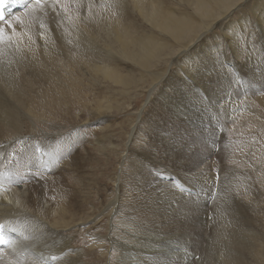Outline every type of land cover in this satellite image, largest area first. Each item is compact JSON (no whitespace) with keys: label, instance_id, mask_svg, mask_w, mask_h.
<instances>
[{"label":"bare ground","instance_id":"bare-ground-1","mask_svg":"<svg viewBox=\"0 0 264 264\" xmlns=\"http://www.w3.org/2000/svg\"><path fill=\"white\" fill-rule=\"evenodd\" d=\"M112 1L113 8L106 0H7L13 12L6 10V20L0 22V264H86L84 250L76 249L68 231L96 233L106 211L124 227L125 235L110 238L121 250L117 264H264V214L258 204L264 190H254L255 176H261L264 187V125L254 121V129L237 137V146L216 148L221 130L235 124L238 111L253 102L264 108V73L259 82L252 72V65L264 63V31L262 39L248 43L244 66L239 37L250 27L232 31L223 20L246 0H177L183 10L169 0ZM100 4L112 10L99 9ZM261 12L254 9L259 20ZM216 24L226 42L215 36L199 39ZM164 68L165 81L160 77ZM237 81L240 88L232 92ZM87 82L97 94L103 92L101 101L90 105L89 125H105L129 111L142 92L163 82L168 91L154 99L155 107L171 115L207 112L205 122L212 128L198 132L201 142L164 139L158 129L156 146L148 149L142 128L135 126L125 144L120 124L122 142L110 141L118 144L116 152L129 146L131 156L139 157L132 161L137 169L147 170L140 159L149 155L164 167L158 175L142 172L141 182L131 183L134 176L122 172L120 193L98 212L94 157L85 147L80 151L81 131L73 128L61 135L55 126L51 130L61 133L44 130L42 135L29 130L39 128V100L61 90L70 95ZM124 95L132 98L123 111ZM168 96L175 109L165 108ZM243 98L248 102L239 106ZM199 122L185 121L184 128L195 130ZM237 149L260 155L262 161L258 165L246 157L253 168L245 170L224 164L226 177L236 172L238 177L223 185L224 177L210 175L212 163H225ZM14 150L18 156L13 160ZM105 238L94 235L92 244L105 249Z\"/></svg>","mask_w":264,"mask_h":264},{"label":"rangeland","instance_id":"rangeland-1","mask_svg":"<svg viewBox=\"0 0 264 264\" xmlns=\"http://www.w3.org/2000/svg\"><path fill=\"white\" fill-rule=\"evenodd\" d=\"M98 1L99 3H101V1L104 2L105 0H98ZM169 1L175 6L177 7L179 6L180 10L184 9V4L179 3V1L177 0L176 1L169 0ZM106 2L109 3L108 5L112 6L113 8L112 0H106ZM63 7L65 8L64 5ZM258 7H259L260 12L262 11L261 14L263 15V17L260 18L261 20H259L257 15L254 13V9H257ZM68 8L70 9L69 6ZM101 8L104 10H106V8L107 10H110L108 9V7L100 4L99 9ZM70 11L72 10L70 9ZM262 19H264V0H261V1L260 0H246L239 7L234 9L233 12H231V14L227 17V19L223 20V21H226L223 26L232 25V28H231L232 31L240 30L243 28L244 25H245V28L250 27L249 30L245 29L244 34L239 37L240 44L243 45L240 53L242 55V60H244V66L246 64L245 60L249 59V55L247 53L248 43L250 41L258 42L260 39H262L261 33H260V30L264 31V20ZM89 24L92 25L91 23ZM219 30H220L219 24H216L214 25L211 31H207L205 33L200 34L199 39H204V38L211 39L213 36H215V40H218L220 42H226L227 38H225V36H223ZM165 68L161 69L160 71V75H161L160 77H164L163 81H165L166 78H168L166 77V75H164ZM252 68H253L252 72L257 73L258 81L260 82L261 81L260 75L264 73V63L259 61L256 64L252 65ZM141 79L146 80L143 78ZM245 80H246V77H245ZM240 85H241L240 81H237V83L232 86L233 88H235L234 90H232V92H234L236 88H240ZM143 87L144 85H141V89ZM226 88H231V85L229 84ZM61 91L62 92L60 93L56 92V93L50 94V96L44 99V101L39 100L38 104H36V107H35V111L38 112L37 113L38 116L36 117L35 121L37 122V125L39 126V128L38 129L29 128V130L30 131L34 130L39 133L41 132L42 135L44 133V130L50 131L49 133H61L62 132L61 135L63 133H69L70 131L73 130V128H76L78 131L79 130L81 131L80 139H81V142H84V143H82V146H80L81 147L80 151L82 150L83 147H85L86 150L92 152V156L94 157L93 163L95 164V168H94L95 174L92 177L94 178V180L92 179V181H96V182L99 181V183L95 185V187L98 186L97 187L98 191H96V195L93 196V199L97 201L95 206L97 207L96 209L98 212L101 211L104 201H105V204H109L112 200L115 199L117 193L118 192L120 193L121 188H119V179L123 175L122 172L127 171L130 177L134 176L133 178H129L131 183L135 182V179L141 182V180H139L138 178L143 175L142 172H145V174L149 172L151 174L158 175V172H161L164 167V165H162L161 163L154 162L156 160L153 155H149V156H145L144 158L140 159L141 161L139 160L140 163L146 164L149 166L147 167L148 171L141 169V168L137 169L138 165L137 164L135 165L134 162H132L134 157L131 155L134 154V151L130 153L129 146L125 147L121 145L118 148L119 151L116 152V148H117L116 145L118 144L117 143L110 144V141L114 140V141H118V143L122 142L121 141L122 139L119 136V132L121 130L120 124L122 125V128L124 129L123 136H124L125 144H130L132 139L129 138L128 134L131 133V136H132L135 133V129H136L135 126H137L138 129L142 128L141 135L142 137L146 138V142H145L146 145H143V144L142 145L148 149L150 148L151 145L156 146L152 142H155L154 140H156L154 133L158 129H160L158 130V133H164V139L169 136V138L171 139H182L183 138V140H187V141H193V139H195V142H198V141L201 142L202 138L200 135H198V132L202 129L207 130L209 128H212L210 127V125L208 126L207 121L205 122V118H208L209 116V113L207 114V112H205L204 116H202L203 113L199 116L197 115L193 116L194 114H192L191 110H189V112L184 113V114L176 113V114L171 115L167 113V111L161 110L160 107H155L158 104V101L155 103L154 99L159 97V100H160V96L164 95L166 91H168L167 86L166 85L164 86L163 82L155 84L151 88H148V90L142 92L143 95L139 96V98L135 102V105L131 106L129 108V111L127 112L125 111L119 115L113 116L114 119L110 117L108 122L105 125L103 126L97 125L96 127L89 125L90 121H88V119L92 118L93 113H94V112H91L93 110L91 106H96V104H98V102L101 101L103 97V92L100 93L101 95L97 94L95 91V88H91L88 85V82L84 84L82 87H79L77 91H74L71 93L69 92L70 95L65 94L66 90H61ZM131 98L132 97L128 95H124L121 98V108L123 109V111L125 110V108L129 106V100ZM97 99L99 101H97ZM173 102H174V99L168 96L164 102L165 108L175 109ZM246 102H248V99L243 98V100L240 102V104L238 103V105L242 106L241 103L245 105ZM248 107L249 109H243L244 110L243 112L238 111L239 113H237L235 116L237 117V119L235 120V124L232 127H230L227 130L225 129L221 130V133L223 131V138H221V140L218 142L220 147L219 146L216 147L217 152H220L219 150L221 151L226 150V148L228 146H231V144L232 146L233 145L237 146L239 144V142H237L238 141L237 137H239L244 132H250V130L254 129L252 125L254 121L264 125V108L259 107L258 103H255V102L252 103V106L248 105ZM180 108L182 111L187 110L185 109L186 107L184 106ZM258 111H260L259 115L256 114L258 113ZM186 115H190V117L193 116L194 118H190L191 120L190 119L186 120ZM184 116L185 118L182 119ZM151 118L153 120H151ZM209 119L210 118H208V123H209ZM175 120H183V121L177 122ZM184 120L188 121V123L192 121L196 122L197 120H200V122L197 125L195 130L189 129L190 131L188 132V130H186V127L184 128V122H185ZM145 122H148V124H146ZM154 123L158 124L159 126L158 125L155 126ZM170 123L172 124L170 125ZM106 125L113 126L112 130L106 131V129H104L105 128L104 126ZM55 126H58L61 129V132H55L54 130L52 131L51 128ZM171 127H176V128H172L173 129L172 130ZM28 133L31 134L32 132H28ZM16 148L21 149V144H18ZM152 152L150 150V153ZM122 153H125V154H122ZM17 156H18L17 150L12 151V159L14 160L15 158H17ZM246 157L253 160V162L257 163L258 165H259V162L262 161V159H260V155H257V154L248 155V151L241 152L239 149H237L236 153L233 152L231 155L229 154L228 158H226L224 161L225 163H222L220 161H219L220 163H212L214 167H212V171L210 172V175L214 177H220V176L224 177L225 179L223 180L222 184L231 185L233 184L234 180L238 177V174L236 172V176L226 177L225 176L226 170L224 168V164L228 163L227 165L230 164L229 166L232 168H234L235 166L237 168L239 167L238 168L239 170L253 168L250 162L246 160ZM138 158L139 157H135L134 159L136 160ZM150 162L152 164H150ZM165 166L168 169L169 168L173 169L170 166H167V165ZM142 168H143V165H142ZM232 171L235 172L234 169H232ZM240 176L248 177L245 174H240ZM255 177H256V180H255L256 186L254 187V190L257 192L263 191L264 190L263 185L261 186V184H259V182L261 183V180H260L261 176H255ZM258 186L262 187V190H260ZM176 188L179 189V187L177 186ZM263 195H264V191H263ZM258 204H259V209L261 207V210L259 211H261L264 214V208H262L264 207L263 206L264 196L259 198ZM110 213L111 212L106 211L103 214L105 221L103 223V226L100 228V230L96 232L97 234H101L102 237L104 238L106 236L105 249L103 248V245L94 246L92 244L94 240L93 236L97 235L96 233H93V232L89 233L84 230L85 228H83L82 231L79 233L74 232V231H68L71 239L74 242V245L76 246V249L84 250L83 257L86 261V264H117L118 263V257H119V253H121V250L120 248H117L115 250V247L110 243V238L117 239L119 233L123 235H125V233L122 232V230L124 229L122 224H120L117 218H115V216L111 215ZM118 249L120 250V252L117 251Z\"/></svg>","mask_w":264,"mask_h":264},{"label":"snow or ice","instance_id":"snow-or-ice-1","mask_svg":"<svg viewBox=\"0 0 264 264\" xmlns=\"http://www.w3.org/2000/svg\"><path fill=\"white\" fill-rule=\"evenodd\" d=\"M36 2L39 4L41 2V0H36ZM7 3V0H0V7H3L5 4ZM5 17L3 16L2 13H0V21H4ZM17 20H19V18H17ZM4 33V29L0 28V38H2ZM3 225H0V229H3ZM0 243H4L3 240H0ZM53 259H55V257H53Z\"/></svg>","mask_w":264,"mask_h":264}]
</instances>
